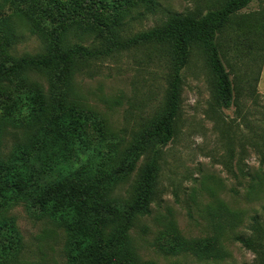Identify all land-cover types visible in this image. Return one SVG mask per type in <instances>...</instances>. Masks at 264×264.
<instances>
[{
	"label": "rangeland",
	"instance_id": "rangeland-1",
	"mask_svg": "<svg viewBox=\"0 0 264 264\" xmlns=\"http://www.w3.org/2000/svg\"><path fill=\"white\" fill-rule=\"evenodd\" d=\"M224 0H118L117 8L98 10L106 30L116 28L127 38L159 27L174 15L203 16ZM264 0H254L241 16L255 18ZM228 29L220 41L227 70L235 86V104L220 108L207 56L195 49L183 71L181 115L177 136L165 149L159 173V195L151 215L131 231L137 264H264V39ZM11 49L15 57L46 52L38 35L24 33ZM264 36V33H263ZM70 42L102 48L95 36ZM169 49L143 46L90 61L77 73L70 104L94 113L102 124L104 150H116L114 165L139 142L166 108L171 76ZM49 94L47 76L30 72L29 92ZM24 140L9 134L2 146L5 158ZM145 155L116 190L119 201L132 198L145 165ZM23 237L21 264H66L64 231L23 205L7 213ZM210 244L207 259L190 251L167 254L168 237ZM248 242V243H247Z\"/></svg>",
	"mask_w": 264,
	"mask_h": 264
},
{
	"label": "trees",
	"instance_id": "trees-1",
	"mask_svg": "<svg viewBox=\"0 0 264 264\" xmlns=\"http://www.w3.org/2000/svg\"><path fill=\"white\" fill-rule=\"evenodd\" d=\"M254 0H224L203 16L174 15L162 26L127 38L106 30L98 10L117 8L118 0H0V264H21L23 237L16 220L7 215L23 205L49 218L65 233L66 264H137L131 231L150 216L159 195V173L167 146L177 136L181 115L183 71L195 49L207 56L222 109L235 104V86L227 70L220 41L224 33L264 39V9L255 18L242 17ZM42 38V55L15 57L11 49L24 33ZM95 36L102 48L71 43L70 36ZM143 46L169 49L171 76L166 108L142 139L114 165L116 150H104L99 118L71 105L76 73L93 60ZM30 72L47 76L49 94L23 91ZM24 140L8 158L2 146L11 133ZM145 155V165L131 199L119 201L117 187ZM167 254L190 251L211 256L210 244L168 237ZM248 243V242H247Z\"/></svg>",
	"mask_w": 264,
	"mask_h": 264
}]
</instances>
